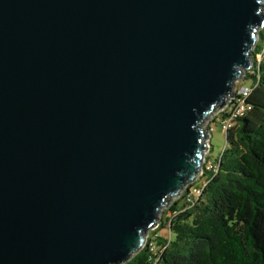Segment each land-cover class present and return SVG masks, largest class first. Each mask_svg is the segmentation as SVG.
Here are the masks:
<instances>
[{
	"label": "water",
	"instance_id": "water-1",
	"mask_svg": "<svg viewBox=\"0 0 264 264\" xmlns=\"http://www.w3.org/2000/svg\"><path fill=\"white\" fill-rule=\"evenodd\" d=\"M264 0H0V264H122L199 173Z\"/></svg>",
	"mask_w": 264,
	"mask_h": 264
},
{
	"label": "trees",
	"instance_id": "trees-1",
	"mask_svg": "<svg viewBox=\"0 0 264 264\" xmlns=\"http://www.w3.org/2000/svg\"><path fill=\"white\" fill-rule=\"evenodd\" d=\"M252 57L244 76L253 79L250 108L228 129L215 170L204 169L205 179L198 178L205 185L196 202L188 207L172 200L157 226L168 235H148L122 264H264L263 43L255 45Z\"/></svg>",
	"mask_w": 264,
	"mask_h": 264
},
{
	"label": "built area",
	"instance_id": "built-area-1",
	"mask_svg": "<svg viewBox=\"0 0 264 264\" xmlns=\"http://www.w3.org/2000/svg\"><path fill=\"white\" fill-rule=\"evenodd\" d=\"M263 12H264V6H263ZM262 29H264V21L256 29L257 39L254 43V47L251 48V58H250L249 67L246 70L242 71V73L235 80V82L232 86V89H231V95L228 94V96L225 98L224 102L219 107L216 108V110H218L217 115L219 114L222 116V114H223L221 124H222V131L225 134L224 136H226L228 129L235 124L236 118L240 115H243L245 113V111L250 108L249 104L246 103V98L248 97V95L251 91V87L236 86V81L239 78H241L242 76L244 77L246 71H249L250 69H252L253 64H254L252 52L255 48V45L260 40L259 32ZM260 59H261V54H257L256 60L259 61ZM205 123L204 122L202 123L203 127L206 129V131H205L206 136H205L204 141H203L205 148L202 150V158H201V163L199 165V173L196 175V177L193 180L187 181L186 183H184L178 189V191L175 194L170 196L169 200L161 206V208H162L166 205L167 207L165 208V210H167L170 202L174 199H181V201L183 203H185L186 206H188V207L192 206L196 202L198 196L200 195V193L202 191L203 186L205 185V180L197 183L196 182L197 178H200L203 175L204 169L214 171L216 168L217 160L216 159L215 160L209 159V155H210V151H211V143H210L211 127H210V125H211V123H214V120H212L211 122L209 121L206 124ZM172 197H173V199L171 200ZM160 209H159V211H160ZM160 217L161 216L158 215V219L156 222L157 226L159 224ZM147 237L144 241V244L147 242ZM148 244L150 246V249L154 248V245L150 241L148 242Z\"/></svg>",
	"mask_w": 264,
	"mask_h": 264
},
{
	"label": "rangeland",
	"instance_id": "rangeland-1",
	"mask_svg": "<svg viewBox=\"0 0 264 264\" xmlns=\"http://www.w3.org/2000/svg\"><path fill=\"white\" fill-rule=\"evenodd\" d=\"M260 38L261 39L259 40V42L264 43V36L261 35ZM252 83H253V79H251L250 77L244 78L242 76L241 78H239L236 81V86H251ZM217 107H219V106H217ZM216 108L208 116H206V118L204 120V123L205 122L208 123L209 121L211 122L212 120H214V123H211V125H210V127H211V137H210L211 151H210V155H209L210 160H215L217 157H219L221 155L222 150L225 146V142H226L225 136H224L225 134L222 131V124H221L222 116L219 114L217 115L218 110H216ZM200 178L205 179V177H200ZM197 180H198V178H197ZM198 182H200V180H198ZM172 199H173V197L171 198V200ZM166 207L167 206L165 205L164 207H162L160 209V211L158 212L159 216H162V213ZM155 232H157L163 236L168 235L167 228L157 229V225H154L146 231V237L148 235L149 236H155Z\"/></svg>",
	"mask_w": 264,
	"mask_h": 264
}]
</instances>
